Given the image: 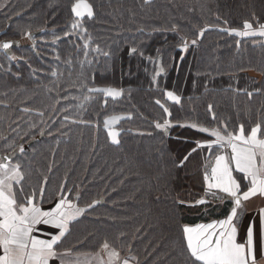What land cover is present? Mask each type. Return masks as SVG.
Segmentation results:
<instances>
[{"label": "trees", "instance_id": "16d2710c", "mask_svg": "<svg viewBox=\"0 0 264 264\" xmlns=\"http://www.w3.org/2000/svg\"><path fill=\"white\" fill-rule=\"evenodd\" d=\"M88 2L95 18L86 27L92 49L100 51L89 55L94 63L85 66L86 83L122 89L123 95L113 100L93 93L86 111L74 107L76 100H63L87 92L81 86L85 81L79 63L83 41L79 35L63 36L72 20L73 0H9L0 9V42L19 45L10 49L17 59L0 52V156L12 154L11 144H26L24 156L17 158L26 173V190L48 177L49 195L66 180L69 187L80 186V206L102 201L75 224L65 246L83 240L79 250L94 252L108 238L118 246L121 241L130 245L140 264H182L183 226L223 218L228 206L213 207L207 214L187 207L203 196L208 151L198 150L185 161L202 134L180 124L214 123L209 104L217 121L231 126L264 114V44L259 38L255 44L246 38L238 49L240 38L221 30L242 29L245 20L255 25L253 17L264 23V0ZM10 19L14 20L9 24ZM174 25L176 31L168 30ZM201 29L206 31L193 45ZM24 30L42 32L33 40L34 49L22 43ZM53 32L61 37L55 43ZM182 38L188 42L187 51L180 50ZM131 47L138 51L130 56ZM68 60L71 65L65 63ZM159 67L164 72L157 78L158 88L152 77ZM159 89L181 97L180 105L168 102L172 127L167 135L155 127L163 122L155 103L163 99ZM249 91L254 93L251 99ZM64 105L73 107L64 112ZM110 116L124 117L116 126L119 144H112L104 129L103 121ZM80 119L92 121V126L72 123ZM19 120L33 122L20 130ZM42 130L45 136L39 140Z\"/></svg>", "mask_w": 264, "mask_h": 264}, {"label": "snow or ice", "instance_id": "6c2138e0", "mask_svg": "<svg viewBox=\"0 0 264 264\" xmlns=\"http://www.w3.org/2000/svg\"><path fill=\"white\" fill-rule=\"evenodd\" d=\"M144 2L147 4L150 0ZM70 12L72 20L63 36L67 38L79 35L83 41L81 50L84 58L79 63L80 75L85 81L81 86L86 88L87 92L81 96H64L62 99L76 100L74 107L86 111L92 99L91 94H102L106 98L116 100L123 95V90L87 85L85 66L91 68L94 63L93 59H89V55L93 51H100L98 47L92 49L91 36L86 27L87 22L95 18V10L88 0H73ZM253 19L256 20L255 25L245 20L242 29L221 30L227 31L229 36L240 38L236 40L238 49L246 38H251L254 44L259 43L256 38L264 39V23L256 17ZM168 30L176 31L177 26L174 25ZM205 31L206 29H201L191 43L198 44ZM21 35L22 38L34 40L30 31L24 30ZM60 39L61 37L53 32V43ZM181 43L180 50L187 51V40L182 38ZM14 44V41L0 42V52L9 60L17 59L9 51ZM137 51L136 47H131L129 55L136 54ZM102 54L109 55L108 52ZM55 59L59 60L60 57L56 56ZM65 63L71 65L72 62L68 60ZM163 72V67L154 70L152 83L158 88L157 78ZM51 75L56 77L58 74L53 71ZM159 90L163 99H156L155 103L162 110L163 122L157 121L155 127L167 135L168 129L172 127V121L167 118L172 115L168 102L180 105L181 97L167 89ZM247 95L251 99L254 93L249 91ZM105 102L107 103V100ZM56 103L59 104L60 101L57 100ZM62 107L63 111L67 112L73 106ZM24 111L29 109L25 108ZM208 112L212 115V124L196 120L180 124L182 128H190L202 134L201 138L195 140V147L184 160L187 161L192 153L198 150L208 151V163L203 174V196L195 201V205L203 206L206 214L210 205H227L228 210L223 218L213 219L209 223L183 226L182 264H264V207L259 208L257 216L251 217L245 223L247 203L253 199L264 200V114L258 115L248 124L240 122L231 126L229 121H217L213 105H208ZM131 118V115H128L127 119ZM69 119V116H64V121ZM122 119V116H110L103 121L107 138L112 144L120 143L121 133L115 130L114 126ZM72 123L92 126V121L84 119L72 120ZM48 134L51 135L50 132ZM41 135H44L43 131ZM20 151H24L22 146ZM25 180L23 165L18 161L13 162V154L0 157V264H140L139 257L132 253V247L124 245L122 241L118 246L114 241L104 238L94 252L79 250L78 245L84 243L83 240L65 246V241L72 234L75 224L101 201L92 200L91 203L80 206V186L69 187L66 180L52 195H49L47 190L48 177L30 191L25 189ZM46 201L52 205L48 209L43 207ZM177 203L187 202L178 200ZM41 225L44 227H38ZM36 233H40L43 238H39Z\"/></svg>", "mask_w": 264, "mask_h": 264}, {"label": "rangeland", "instance_id": "374dc122", "mask_svg": "<svg viewBox=\"0 0 264 264\" xmlns=\"http://www.w3.org/2000/svg\"><path fill=\"white\" fill-rule=\"evenodd\" d=\"M9 0H0V9L6 4V2H8ZM21 40H22V43L23 44H26V45H32V41L31 40H29V39H25V38H21ZM108 98H111V97H108ZM112 99V98H111ZM21 117V116H20ZM33 121H28V120H19L18 121V127H20V130L21 129H24V130H26V129H29V125L32 123ZM43 123V121H42V119L41 120H39V122H38V124H42ZM118 125V123L114 126V128H115V130H117L116 129V126ZM43 131V130H42ZM44 136H45V133H44V135H43V138H44ZM36 140H38V138L36 139ZM12 142V141H11ZM10 142V143H11ZM10 143H8L9 145H10ZM17 144V142L15 143V145ZM32 145L33 144V142L31 141V142H28L27 143V145ZM15 145H13V144H11L10 145V151L12 152V154H13V162H19L20 163V161L19 160H17V158L18 157H21V156H24L22 153H21V151H20V148H21V146L23 147V149L25 150L26 149V144H23V143H20V144H18V145H16V147H15ZM6 147H8V146H6ZM11 147H13V148H11ZM19 159V158H18ZM200 199V198H199ZM196 200H198V199H196ZM195 200V201H196ZM195 201L194 202H191V203H188L187 204V207L189 208V210H191L192 211V213L193 212H195L196 211V209H201V211H203V212H205L204 211V207L203 206H198V205H195ZM223 207V205H219V204H216V205H210L209 206V211L210 210H212V208L213 207ZM51 207V206H50ZM194 207H196V208H194ZM49 207H44V209H48ZM213 219H210L209 220V222H211ZM208 222V223H209Z\"/></svg>", "mask_w": 264, "mask_h": 264}, {"label": "crops", "instance_id": "0c3cea01", "mask_svg": "<svg viewBox=\"0 0 264 264\" xmlns=\"http://www.w3.org/2000/svg\"><path fill=\"white\" fill-rule=\"evenodd\" d=\"M262 43L264 44V39L262 38H259ZM261 207H264V200H261V199H253L252 201L248 202L247 203V212L245 214V223L251 218V217H254V216H257V211L259 208ZM38 227H41L43 228L44 226H38ZM257 228H258V217H257ZM36 235L39 237V238H43L42 236H40V233H36Z\"/></svg>", "mask_w": 264, "mask_h": 264}, {"label": "water", "instance_id": "95a60500", "mask_svg": "<svg viewBox=\"0 0 264 264\" xmlns=\"http://www.w3.org/2000/svg\"><path fill=\"white\" fill-rule=\"evenodd\" d=\"M14 19H10L9 21H8V23L10 24L12 21H13ZM40 34H42V32H34V33H32V35H33V37L34 38H36L37 36H39ZM32 41V46H31V49H34V42H33V40H31ZM15 42V44H14V47H17L16 45H19V42L18 41H14ZM10 51V50H9ZM10 54H11V52H10ZM41 139H43V135H40V137H39V140H41ZM30 145V144H29ZM29 145H27V146H29ZM3 156H5V155H3ZM3 156H0V157H3ZM102 202V201H101Z\"/></svg>", "mask_w": 264, "mask_h": 264}]
</instances>
